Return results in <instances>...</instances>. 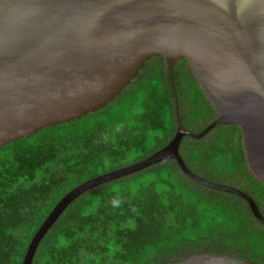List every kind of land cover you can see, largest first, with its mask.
Instances as JSON below:
<instances>
[{"label": "water", "instance_id": "1", "mask_svg": "<svg viewBox=\"0 0 264 264\" xmlns=\"http://www.w3.org/2000/svg\"><path fill=\"white\" fill-rule=\"evenodd\" d=\"M163 59L169 82L184 60L217 117L186 130L175 97L176 130L160 150L90 179L67 193L30 241L32 264L48 228L84 192L166 160L200 185L243 199L264 229L254 200L192 173L180 155L184 136L200 139L235 126L249 172L264 187V0H0V148L111 104L145 63ZM171 264H256L195 254Z\"/></svg>", "mask_w": 264, "mask_h": 264}, {"label": "trees", "instance_id": "2", "mask_svg": "<svg viewBox=\"0 0 264 264\" xmlns=\"http://www.w3.org/2000/svg\"><path fill=\"white\" fill-rule=\"evenodd\" d=\"M157 60L163 62L161 57ZM185 64L182 60L173 70L176 95L164 62L159 67L165 68V76L157 71L145 81L144 85L161 81L165 88L160 97L145 96L133 119L140 128L134 134V130L131 132L133 139L122 132L109 135L104 141L96 137L98 126L114 131L118 125L92 121L94 116L118 104L113 101L79 120L43 129L0 148V264H21L36 231L72 189L125 167L126 159L129 163L137 162L164 147L176 130L174 96L184 127L198 132L212 122L204 119L206 124L198 127L200 119L196 118L194 130L184 117L188 113L196 116L195 107L204 99ZM182 75L186 89L196 95L195 107L185 113L178 97ZM149 99L156 102L155 110L146 108ZM205 102L209 119V112L215 111ZM126 103L127 107L131 105L130 101ZM165 119L167 125L163 123ZM143 129H157L159 135L151 140L156 138L158 148L146 147ZM213 130L217 134L216 147L210 149L204 141L210 134L201 139L188 138L181 142L180 155L190 169V164H200L199 174L207 181L226 185L224 181L232 180L238 173L251 186L258 184V197L243 192L264 216V187L246 173L241 137L233 147L224 144L225 134L239 129L217 125ZM185 155L190 159L185 160ZM159 166H164V177L158 174ZM147 169L154 171L137 176L145 169L111 180L71 201L44 234L32 264H171L195 254L229 255L264 264V229L243 199L191 181L174 161ZM149 181H162L164 188L156 191L155 183ZM219 231L228 236H218ZM230 234H235L236 240ZM81 248L86 249L77 260V250Z\"/></svg>", "mask_w": 264, "mask_h": 264}, {"label": "rangeland", "instance_id": "3", "mask_svg": "<svg viewBox=\"0 0 264 264\" xmlns=\"http://www.w3.org/2000/svg\"><path fill=\"white\" fill-rule=\"evenodd\" d=\"M161 63H163V62H161V61L159 62L157 60V57L152 58L146 64L145 69L140 72L138 77L135 78L134 81L131 82V84L128 85L127 88H125L122 91V93L119 95V97H117V99H115L114 102H116L118 104L117 105L113 104L112 107L108 109V111H106L105 113L103 112L102 114L96 115V116H94L92 118V121H94V122L97 121V123L98 122H110V123L118 124L114 131H107L105 129L104 125L98 126L97 129H95V131L97 133L96 137L98 138V140L104 141L107 136L112 135V134H117V133H120V132H122L123 135L127 136L128 138H130V139L132 138L133 139V134L140 129V128H138L139 125L136 124L133 119H134V117H136L137 113L140 112L141 103L145 99V96L146 95H148V96L152 95V97H160L161 94L164 91L165 87L162 86L163 84H162L161 81H159L157 83L155 80H153L151 83L149 82L147 85H144L145 81L148 80L149 77L152 74L157 73V71L158 72L160 71L161 74H163L165 76V68H161L160 69V67H159V65H161ZM185 68L187 70H190L188 65H187V63L185 64ZM192 76H193V74H192ZM180 79L182 80V86H181L182 89H181V92L178 95V97H179L180 106L182 108V111H183V113H185L186 110L191 111L195 107L193 102H194V100L196 98V95L194 93L192 95L191 91L186 89L185 83H184V80H183L184 79V75L180 76ZM185 82H187V81L185 80ZM134 86H136V87H134ZM140 86H143V87H140ZM201 93H202V91H201ZM204 99H205V97H204ZM204 99H202V102L199 101V103H200L199 106L195 107L196 111L198 112V114L196 116L190 115L189 113L184 116L186 121L190 122L189 123V127H193L194 128L193 122H195L196 118L200 119V123L197 125L198 127H201L202 125L206 124V121H204V119L208 120V123H209L210 121H212L213 119L216 118L215 117V112L210 111L209 114L211 115V117L208 119L209 116H208V114H206V112L204 110V108L208 107V104L205 102L206 99L205 100ZM128 101H130L131 102L130 104L132 105V106L128 105V107H130V108L127 107V103L126 102H128ZM155 104H156V102L152 101L150 99L146 100V102H145V106H146V108L148 110L149 109L155 110L156 109L155 108ZM163 123H164V125H167L166 119L163 121ZM154 125H152V126H154ZM133 127H135V128H133ZM196 128L197 127H195L194 130H197ZM133 130H134V132L132 134L131 132ZM143 134H144V137L147 138V142H146V147L147 148H151V149L153 148L154 149V148H158V146H160L159 144L157 145V143H154L156 138H154V142H153V140H151V137L157 136V134L159 135V133L157 132V129L156 130H152L150 132H148L147 130L143 129ZM208 134H210V135H208ZM208 134H207L208 137L206 136L204 138V141L206 143H208V148L213 147V146L216 147V145H215V144H217V141H216L217 134H216V132L213 130V131L209 132ZM162 136H163V134H162ZM239 137H241L240 131H235L234 133H226L225 136H224V144H225V146L226 147L229 146V148L233 147L234 145H236ZM185 140L188 141V138H185ZM189 159H190V157L188 158L185 155V160H189ZM127 162L129 163L130 160L126 159L124 161L126 166L131 165L133 163H136V162H132V163L128 164ZM152 166H156V164L152 165ZM244 166H245L246 173L247 172L250 173L249 170H248L246 161L244 162ZM190 167L196 173H201L200 170H202V168H201L200 164H196V163L192 164V165L190 164ZM207 169H209V167H207ZM145 171H146L145 173H142V174L137 175V176H142L143 174L152 172L154 170L146 169ZM158 172H159L158 174L160 176L164 177L163 176V174L165 172L164 166H159L158 167ZM149 182L155 183V187L154 188H155L156 191H158V190L160 191L162 189V187L164 188V186H163L164 183L162 181H149ZM224 182L228 186H234L235 188L241 189L242 191H246V193H248L249 195H251L252 193H255L256 196L259 195V193H258L259 188H260L259 185L258 184H252V186H251L250 184H248L244 180L242 175H239L238 173L234 174V177L232 178V180H228V181L225 180ZM145 184L146 183L144 182L143 185H145ZM187 214H188V212H187ZM232 233H234V232H232ZM217 234H218V236H223V237H227L228 236V234H225L223 231L222 232L219 231ZM230 235H232V236H230V238L236 240V235L235 234H230ZM90 247H93V244ZM85 249L81 248V249L77 250V260H79V258L83 256ZM103 264H107V263H103Z\"/></svg>", "mask_w": 264, "mask_h": 264}, {"label": "flooded vegetation", "instance_id": "4", "mask_svg": "<svg viewBox=\"0 0 264 264\" xmlns=\"http://www.w3.org/2000/svg\"><path fill=\"white\" fill-rule=\"evenodd\" d=\"M158 58H160V57H157V59ZM151 60V59H150ZM148 62V61H147ZM178 65V64H177ZM176 67V66H175ZM143 70V69H142ZM141 70V71H142ZM140 71V72H141ZM134 80H132L131 82H133ZM131 82H130V84H131ZM129 84V85H130ZM127 88V87H126ZM122 93V92H121ZM119 97V96H118ZM115 99H117V97L115 98ZM115 99H114V101H115ZM217 116V115H216ZM214 120V119H213ZM212 120V121H213ZM176 127H177V124H176ZM183 127H184V125H183ZM186 130H188V131H190L189 129H187L186 127H184ZM214 129V128H213ZM204 129H202V130H200V131H198V132H194V131H191V132H194V133H200L201 131H203ZM212 131V130H211ZM210 131V132H211ZM175 134V133H174ZM185 138H190V137H187V136H184L183 138H182V141L183 140H185ZM191 139H193V138H191ZM201 139V138H200ZM181 141V142H182ZM163 148V147H162ZM161 149V148H160ZM160 149H158V150H160ZM158 150H156V151H158ZM155 151V152H156ZM166 161H174V160H166ZM183 161H184V159H183ZM164 162V161H163ZM175 162V161H174ZM176 163V162H175ZM184 163H185V165L187 166V164H186V162L184 161ZM177 165V164H176ZM178 167V166H177ZM179 168V167H178ZM187 168L192 172V173H194V171H192V169H190L188 166H187ZM180 170V169H179ZM184 174V173H183ZM195 175H197V176H199V177H201V174H199V173H194ZM185 175V174H184ZM186 176V175H185ZM187 177V176H186ZM187 178H189V177H187ZM190 179V178H189ZM203 179V178H202ZM191 181H193L192 179H190ZM195 182V181H194ZM212 183H214V182H212ZM199 184V183H198ZM215 184H217V183H215ZM219 185H222V184H219ZM224 186H228V185H224ZM230 187H233V188H235L234 186H230ZM210 189V188H209ZM238 189V188H237ZM238 190H240V191H242L241 189H238ZM243 192V191H242ZM232 195V194H231Z\"/></svg>", "mask_w": 264, "mask_h": 264}, {"label": "clouds", "instance_id": "5", "mask_svg": "<svg viewBox=\"0 0 264 264\" xmlns=\"http://www.w3.org/2000/svg\"><path fill=\"white\" fill-rule=\"evenodd\" d=\"M207 188V187H206Z\"/></svg>", "mask_w": 264, "mask_h": 264}]
</instances>
